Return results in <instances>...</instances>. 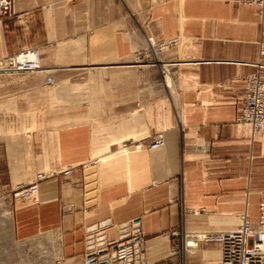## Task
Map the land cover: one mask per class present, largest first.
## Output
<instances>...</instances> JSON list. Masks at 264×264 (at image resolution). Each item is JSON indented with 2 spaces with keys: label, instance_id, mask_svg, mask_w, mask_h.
I'll use <instances>...</instances> for the list:
<instances>
[{
  "label": "crops",
  "instance_id": "1",
  "mask_svg": "<svg viewBox=\"0 0 264 264\" xmlns=\"http://www.w3.org/2000/svg\"><path fill=\"white\" fill-rule=\"evenodd\" d=\"M13 2L23 16L0 20V58L38 47L44 69L0 72V264H88L132 221L136 264H218L219 245L187 235L236 229L242 215L260 227L264 128L236 118L248 76L264 84V13L235 0ZM159 133L162 149L129 144ZM41 172L55 177L36 200L13 203ZM92 227L106 241L90 246Z\"/></svg>",
  "mask_w": 264,
  "mask_h": 264
},
{
  "label": "built area",
  "instance_id": "2",
  "mask_svg": "<svg viewBox=\"0 0 264 264\" xmlns=\"http://www.w3.org/2000/svg\"><path fill=\"white\" fill-rule=\"evenodd\" d=\"M235 1L243 5L256 6L260 14L264 13V0ZM15 15L20 18L23 16L14 13L13 0H0V20L13 18ZM262 35H264V29L262 30ZM149 43L150 46L147 50L138 54L141 61L148 57L146 54H156L160 56L162 52L170 51V49L178 45L179 38L177 37L170 41L162 42L159 45H156L152 39H149ZM262 54H264V52H262ZM257 66L260 68L264 65L259 63ZM43 69V53L38 47L23 49L0 59V72L4 73L34 74ZM247 83V89L241 100V107L236 121L239 124L250 125L253 134H257L264 128V84L259 71L249 75ZM55 84V77L47 74L44 78V85L52 87ZM166 143V138L162 133L153 136L147 142H129L136 150L146 148L151 151L164 148ZM95 163V160H91L84 163L81 167L88 168ZM73 171L74 167H68L62 170L61 174L69 177ZM54 177L55 175L51 173H38L30 185L15 189L10 194V200L13 203H33L39 194L40 184ZM260 211V227L258 229L252 228L247 216L242 215L236 229L187 235L189 240L186 242L185 239L184 244L187 243V246L194 248L198 247L200 243L219 245L221 248V259L218 264H264V201L261 203ZM119 229L120 234L118 239L109 242L107 247L103 249L107 251V255L109 256V264L141 263L144 260V238L139 222L132 221L128 223L127 226L120 227ZM92 234L93 232H91V235ZM172 234L175 237L180 236L179 231H174ZM95 237H97V235ZM102 237H104V241H106V235ZM105 245L106 244H104V246ZM113 255H115V257H113ZM172 264H181V262Z\"/></svg>",
  "mask_w": 264,
  "mask_h": 264
},
{
  "label": "water",
  "instance_id": "3",
  "mask_svg": "<svg viewBox=\"0 0 264 264\" xmlns=\"http://www.w3.org/2000/svg\"><path fill=\"white\" fill-rule=\"evenodd\" d=\"M111 225V221H108L107 223H104L100 226V228H104V227H107V226H110ZM127 224L125 225H122V227H125L127 226ZM98 229V227H92L88 230V233H91V232H94ZM105 234L104 233H99L97 235V242H103L105 240L104 236ZM95 236H91L89 237L88 241H89V245H94L95 244ZM113 257H115V255H113ZM109 256L107 255V251L106 250H102V251H99L98 253L96 254H91L89 255L88 257V260H89V263L88 264H109V260H108ZM130 264H133V263H130Z\"/></svg>",
  "mask_w": 264,
  "mask_h": 264
},
{
  "label": "rangeland",
  "instance_id": "4",
  "mask_svg": "<svg viewBox=\"0 0 264 264\" xmlns=\"http://www.w3.org/2000/svg\"><path fill=\"white\" fill-rule=\"evenodd\" d=\"M166 69H169V67L168 68H166ZM20 74V73H19ZM34 74H37V73H34ZM40 75H45V74H40ZM82 77V76H81ZM77 89V88H76ZM79 90V89H78ZM79 91H81V90H79ZM83 102V101H82Z\"/></svg>",
  "mask_w": 264,
  "mask_h": 264
},
{
  "label": "bare ground",
  "instance_id": "5",
  "mask_svg": "<svg viewBox=\"0 0 264 264\" xmlns=\"http://www.w3.org/2000/svg\"><path fill=\"white\" fill-rule=\"evenodd\" d=\"M6 56H7V55H6ZM4 57H5V56H4ZM4 57H2V58H4ZM0 59H1V58H0ZM140 63H141V62H140ZM144 65H145V64H144ZM144 65H143V66H144ZM139 66H140V65H139ZM41 71H42V70H41ZM127 149H128V148H127ZM96 162H97V161H96Z\"/></svg>",
  "mask_w": 264,
  "mask_h": 264
}]
</instances>
